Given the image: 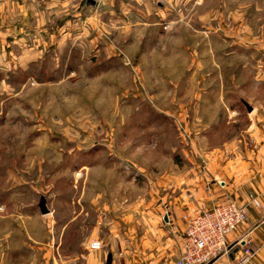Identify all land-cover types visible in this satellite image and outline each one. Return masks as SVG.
<instances>
[{
  "label": "rangeland",
  "instance_id": "obj_1",
  "mask_svg": "<svg viewBox=\"0 0 264 264\" xmlns=\"http://www.w3.org/2000/svg\"><path fill=\"white\" fill-rule=\"evenodd\" d=\"M164 5L160 30L112 25L101 38L87 34L93 45L0 74V221L7 219L0 232L12 231V247L20 246L23 225L42 231V196L55 236L74 220L61 255H82L91 242L102 249L113 216L131 215L133 202L102 213L90 204L101 186L111 202L146 197L147 175L181 172L189 162L203 167L204 153L225 141L249 143L243 103L264 116V0ZM115 160L124 181L106 169ZM96 220L103 227L90 241Z\"/></svg>",
  "mask_w": 264,
  "mask_h": 264
},
{
  "label": "crops",
  "instance_id": "obj_2",
  "mask_svg": "<svg viewBox=\"0 0 264 264\" xmlns=\"http://www.w3.org/2000/svg\"><path fill=\"white\" fill-rule=\"evenodd\" d=\"M169 1L0 0V74L9 76L17 68L25 70L30 64L55 59L56 52L65 48L75 49L85 42L93 45L92 36H105L102 33L112 25L122 30H160L167 11L164 2ZM89 32L95 35L86 37ZM251 111L245 131L250 134L248 144L242 138L236 143L225 141L222 149L204 153L203 167L188 161L191 168L187 170L166 169L155 180L147 175L146 197L113 199V204L109 188L101 186V195L96 194L90 204L99 203L102 213L109 212V205L133 202L131 215L113 216L112 226L105 230L108 241L101 250L86 248L72 258L61 255L60 239L73 218L55 236L50 228L56 220L39 212L36 218L42 222V231L27 230L23 225L19 247H12V231L0 232V264H18L22 258V264H105L107 254H111V264H172L179 256L186 221L224 202L246 206V218L226 236L227 253L210 264H236L244 249L252 254L247 264H264V116ZM118 163L112 161L106 169L123 180L124 170ZM173 173L181 175L175 178ZM248 195L257 199L258 206L248 201ZM102 220L91 226L90 241L103 227ZM31 254L32 259L24 258Z\"/></svg>",
  "mask_w": 264,
  "mask_h": 264
},
{
  "label": "built area",
  "instance_id": "obj_3",
  "mask_svg": "<svg viewBox=\"0 0 264 264\" xmlns=\"http://www.w3.org/2000/svg\"><path fill=\"white\" fill-rule=\"evenodd\" d=\"M248 201L258 206L253 195ZM246 218V206L235 202L214 205L211 210L197 214L187 222L179 259L172 264H210L227 253L226 236L235 231ZM88 250L99 251L101 244L91 242ZM251 252L244 249L236 264H247Z\"/></svg>",
  "mask_w": 264,
  "mask_h": 264
},
{
  "label": "water",
  "instance_id": "obj_4",
  "mask_svg": "<svg viewBox=\"0 0 264 264\" xmlns=\"http://www.w3.org/2000/svg\"><path fill=\"white\" fill-rule=\"evenodd\" d=\"M243 105H244L245 109L250 113L252 108L249 107L246 103H243ZM37 207H38L41 215H47L48 214V210L46 208V202H45L44 197H42V196L40 197L39 202L37 204ZM105 264H111V254L106 255Z\"/></svg>",
  "mask_w": 264,
  "mask_h": 264
}]
</instances>
